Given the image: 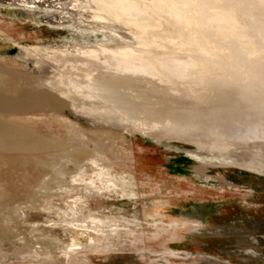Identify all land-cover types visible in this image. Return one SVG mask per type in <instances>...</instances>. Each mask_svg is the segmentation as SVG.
Listing matches in <instances>:
<instances>
[{
    "label": "rangeland",
    "instance_id": "1",
    "mask_svg": "<svg viewBox=\"0 0 264 264\" xmlns=\"http://www.w3.org/2000/svg\"><path fill=\"white\" fill-rule=\"evenodd\" d=\"M0 264H264V0H0Z\"/></svg>",
    "mask_w": 264,
    "mask_h": 264
},
{
    "label": "bare ground",
    "instance_id": "2",
    "mask_svg": "<svg viewBox=\"0 0 264 264\" xmlns=\"http://www.w3.org/2000/svg\"><path fill=\"white\" fill-rule=\"evenodd\" d=\"M123 7V6H122ZM106 9V8H105ZM114 10V9H113ZM106 11H108V10H106ZM103 53V52H102ZM177 75V74H176ZM152 100V99H151ZM161 127V126H160ZM159 129V128H158ZM95 161V160H94ZM75 180V179H74ZM126 180V179H125ZM79 199V198H78Z\"/></svg>",
    "mask_w": 264,
    "mask_h": 264
}]
</instances>
